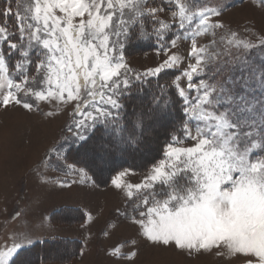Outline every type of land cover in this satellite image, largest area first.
<instances>
[{
  "label": "snow or ice",
  "instance_id": "1",
  "mask_svg": "<svg viewBox=\"0 0 264 264\" xmlns=\"http://www.w3.org/2000/svg\"><path fill=\"white\" fill-rule=\"evenodd\" d=\"M222 12L219 0H0V109L70 110V135L46 153L57 171L80 177L56 181L61 190L162 132L161 155L140 182L124 179L129 170L111 180L126 199L119 214L153 245L264 264V64L252 58L264 61V33L226 30ZM181 40L190 42L183 57ZM141 41L163 58L139 71L126 54ZM42 242L19 231L0 264H36ZM125 246L109 254L133 261Z\"/></svg>",
  "mask_w": 264,
  "mask_h": 264
},
{
  "label": "rangeland",
  "instance_id": "2",
  "mask_svg": "<svg viewBox=\"0 0 264 264\" xmlns=\"http://www.w3.org/2000/svg\"><path fill=\"white\" fill-rule=\"evenodd\" d=\"M219 2L223 5L220 19L226 30L238 31L242 36L253 31L264 33V8L259 6L258 0ZM171 10L165 13L169 18ZM198 43L203 45L205 39L198 38ZM189 44V41L181 40L178 42V49L174 51L178 50L182 57L186 56ZM256 57L253 53L252 58ZM126 58L133 68L142 71L158 63L163 54L157 55L156 47L139 50L134 45L128 50ZM184 66L186 64L181 68ZM180 70H170L166 75L162 74L161 78H168L170 81L173 74H179ZM50 107L41 105V111L31 113L19 107L9 111L0 109V249L10 244L19 231H31L42 240L61 237L81 241L79 253L71 260L42 264H236L234 260L213 254L189 256L175 248L153 245L138 233L137 226L119 214L125 211L126 199L121 191L114 188L111 180L119 171L129 170V175L124 179L130 183L140 182L151 161L144 158L154 152L158 153L157 159L161 155L159 148L163 145L162 132L158 142L149 138L140 148L133 150L135 156L128 152L119 154L124 160L134 156L135 162H147L144 167H123L110 178L108 184L102 186L88 172L90 180L86 178L84 183L61 190L56 181H79L80 177L66 176L65 171H57L56 165L46 159V153L54 156V150L64 143V137L70 135L67 125L71 123L70 110L61 111L52 117L45 116L43 113L50 110ZM113 158L102 169L113 166L115 156ZM97 176H100V172ZM71 206L81 207L85 217L81 220L72 215L70 218L74 221L66 223L62 220L57 222L51 217L53 211L58 210L59 215L62 214V208ZM14 211H19L22 215L13 219L11 214ZM89 215L92 217L91 221L88 220ZM60 217L62 216L59 215ZM132 239L137 241L134 248L127 243ZM121 244L126 245L122 248L123 252H137L133 261L116 259L109 254Z\"/></svg>",
  "mask_w": 264,
  "mask_h": 264
},
{
  "label": "trees",
  "instance_id": "3",
  "mask_svg": "<svg viewBox=\"0 0 264 264\" xmlns=\"http://www.w3.org/2000/svg\"><path fill=\"white\" fill-rule=\"evenodd\" d=\"M135 47L139 48V50H148L150 48H153L154 46H153V43L151 41H141V42L135 44ZM253 61L256 65L264 64V61H262L258 56L255 59H253ZM159 82L160 83H166L169 81H168V78H165V79L160 78ZM155 83H156V80L153 79L152 80L153 86L155 85ZM163 140H165L164 135L162 138V143H164ZM160 150H161V146L159 148V151ZM126 152H128L129 154H133L135 156V153L131 149H129ZM157 154H158L157 152L150 154L148 156L150 158H148V159H150L152 161L153 158L158 157ZM74 156H75V154L70 155L69 161L70 162H77L78 165L81 166L82 164H79L78 161L74 160ZM134 156H132V157L130 156V158L128 160H126V159L124 160V157L122 158V156H119V154H116L115 155V163L113 164V166L105 167V169H102V166L97 167L96 165H89L88 166V172L92 175L95 182H97L101 186L106 185L110 181V178L115 173H117L121 168L128 167V168H132V169H139V168L144 167V165L147 164V162L145 164L138 163L139 160H138V162H135L136 158ZM111 160H114V158H111ZM82 166H84V165H82ZM99 172H100V176L98 177L97 173H99ZM60 212L62 213V214H59L62 216V217H60L61 219L59 218V215L57 214L59 212L57 211L55 213V215L53 216V219L55 221L60 222V220H62L65 223L68 221L69 222L74 221L70 218L72 215H68L70 212H74L75 217H80L81 220L84 217L82 211L78 208H62L60 210ZM43 241H45V242L38 244L36 246L33 254H32V259L36 262V264H41V263H45V262L46 263L61 262V261L64 262V261L71 260L74 256H76L79 253V249L81 248V241L78 239H75V238H61V237L58 238V237H55L52 239H43ZM44 257H47V259H43Z\"/></svg>",
  "mask_w": 264,
  "mask_h": 264
},
{
  "label": "crops",
  "instance_id": "4",
  "mask_svg": "<svg viewBox=\"0 0 264 264\" xmlns=\"http://www.w3.org/2000/svg\"><path fill=\"white\" fill-rule=\"evenodd\" d=\"M65 208H66V207H65ZM70 208H78V209H80V210L82 211V213H83V216L85 217L84 210H83L81 207H72V206H71ZM57 211H58V210L53 211L52 214H51V217H53ZM68 215H75V213H74V212H70ZM57 222H58V221H57ZM49 238H50V237H49ZM49 238H45V239H49ZM41 264H42V263H41Z\"/></svg>",
  "mask_w": 264,
  "mask_h": 264
},
{
  "label": "bare ground",
  "instance_id": "5",
  "mask_svg": "<svg viewBox=\"0 0 264 264\" xmlns=\"http://www.w3.org/2000/svg\"><path fill=\"white\" fill-rule=\"evenodd\" d=\"M143 155V154H142ZM148 158H150V157H148ZM148 158H145V159H148Z\"/></svg>",
  "mask_w": 264,
  "mask_h": 264
}]
</instances>
